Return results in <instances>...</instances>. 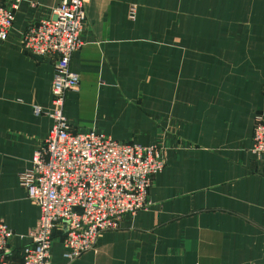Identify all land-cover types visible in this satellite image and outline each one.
Returning a JSON list of instances; mask_svg holds the SVG:
<instances>
[{"label": "crops", "instance_id": "crops-1", "mask_svg": "<svg viewBox=\"0 0 264 264\" xmlns=\"http://www.w3.org/2000/svg\"><path fill=\"white\" fill-rule=\"evenodd\" d=\"M58 0H20L0 40V220L19 261L38 208L17 177L51 125L54 56L20 45ZM133 14L129 17V6ZM78 75L65 92L72 129L154 144L163 166L148 204L58 264H264V156L250 150L264 114V0H82Z\"/></svg>", "mask_w": 264, "mask_h": 264}, {"label": "built area", "instance_id": "built-area-1", "mask_svg": "<svg viewBox=\"0 0 264 264\" xmlns=\"http://www.w3.org/2000/svg\"><path fill=\"white\" fill-rule=\"evenodd\" d=\"M20 0H0V40L11 27ZM133 6H129V17ZM82 0H58L50 15L38 19L21 34L20 45L35 55L54 56L48 108L33 106L35 113L51 118V125L32 150L18 181L38 208L29 241L19 261L5 257L11 229L0 220V264H58L50 260L52 230L58 229L63 256L70 260L94 246L99 232L118 226L123 214L147 204L152 176L163 166L154 144L117 140L108 134L72 129L63 113L65 92L75 88L78 75L69 58L81 40ZM250 150L264 156V114L256 113Z\"/></svg>", "mask_w": 264, "mask_h": 264}]
</instances>
